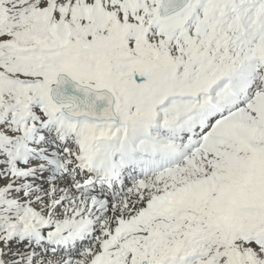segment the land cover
Returning a JSON list of instances; mask_svg holds the SVG:
<instances>
[{"label": "snow or ice", "instance_id": "6c2138e0", "mask_svg": "<svg viewBox=\"0 0 264 264\" xmlns=\"http://www.w3.org/2000/svg\"><path fill=\"white\" fill-rule=\"evenodd\" d=\"M0 264H264V0H0Z\"/></svg>", "mask_w": 264, "mask_h": 264}]
</instances>
